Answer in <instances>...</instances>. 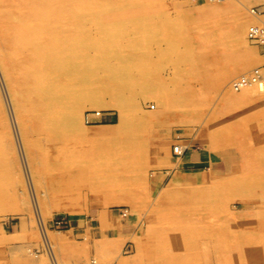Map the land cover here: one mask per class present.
Wrapping results in <instances>:
<instances>
[{
  "label": "rangeland",
  "instance_id": "rangeland-1",
  "mask_svg": "<svg viewBox=\"0 0 264 264\" xmlns=\"http://www.w3.org/2000/svg\"><path fill=\"white\" fill-rule=\"evenodd\" d=\"M59 1L54 27L77 63L63 81L46 74L50 110L0 37V264H89L76 226L96 208L131 217L150 264H264V90L234 86L264 70V35L248 37L264 26V0ZM194 148L209 164L182 162Z\"/></svg>",
  "mask_w": 264,
  "mask_h": 264
},
{
  "label": "bare ground",
  "instance_id": "bare-ground-1",
  "mask_svg": "<svg viewBox=\"0 0 264 264\" xmlns=\"http://www.w3.org/2000/svg\"><path fill=\"white\" fill-rule=\"evenodd\" d=\"M52 1L53 0H0V37H2L3 36V34L4 35H6L7 37H6V41H7V43H8V50H6V52H7V57H9L10 56V54H12L14 57L15 56H21V58L19 59L20 61H18V62H20L21 63V66H22V68H23V71H25V77H26V82H25V89L27 90V91H29V93H31V94H34L33 92H38V91H40L39 93H36V95H35V98H34V100L33 101H35V102H37L38 103V105L40 104V106H42V105H44L43 107H42V109L43 108H45V106H47V105H45L46 103H48V102H46L45 104H44V102H45V99H46V97H47V94H46V90H48L49 89V86L48 87H46L47 89L46 90H43V89H45L44 88V85H45V83L47 84L48 83V81L46 80V78H47V76H46V74L47 75H49L50 73H51V75H53V74H57V78H55L56 80L58 79H62V81H63V79L65 80L66 78L65 77H67L68 75V73L66 72L67 71V68L69 67L68 66V64H70L71 62H69L68 64H67V60L65 61V59L67 58L66 56V54H67V52H66V47L64 46V44H63V42H64V40H62V38H63V32H62V30L61 29H59L58 27L57 28H55L57 25H56V23H59L58 25H60V22H63V20H64V18H65V14H64V12H63V8L61 7L62 6V2L61 1H59L58 0V2H57V6H60V7H58V8H54V4H52ZM65 1V0H64ZM85 1H87V0H85ZM97 2H95V3H97L98 4V0H96ZM99 1H101V0H99ZM103 1V0H102ZM109 1V0H108ZM251 1H253L254 2V0H251ZM263 1V0H262ZM88 2V1H87ZM91 2V1H90ZM55 3V2H54ZM67 3V2H66ZM77 2H74V6H75V4H76ZM79 4L81 3V2H78ZM77 3V5H79ZM68 4V3H67ZM118 4V3H117ZM102 6V5H101ZM82 7V6H81ZM89 7H91V6H89ZM100 7V6H99ZM75 8H79L78 6L76 7L75 6ZM101 8V7H100ZM54 9V10H53ZM71 9V8H70ZM69 10V9H68ZM81 10V9H80ZM86 10V9H85ZM94 10V9H93ZM101 10H105V12H107L106 10H107V8H105L104 7V9H101ZM76 11H77V9H76ZM86 11H89V10H86ZM254 11V10H253ZM95 12V11H94ZM103 13V12H102ZM102 13H100V14H102ZM85 14V13H84ZM95 14V13H94ZM93 13H92V16L94 15ZM104 14V13H103ZM82 15V14H81ZM88 15V14H87ZM97 15V14H96ZM78 16H80V15H78ZM95 16V15H94ZM98 16V15H97ZM100 16V15H99ZM98 16V17H99ZM121 16V15H120ZM81 17V16H80ZM83 17V16H82ZM79 18V17H78ZM92 18V17H91ZM109 18H112V17H109ZM71 20V19H70ZM82 20V19H81ZM85 20H86V18H85ZM88 20V19H87ZM89 20H90V16H89ZM88 20V21H89ZM93 20H96V19H93ZM92 20V21H93ZM114 20V19H113ZM112 20V21H113ZM117 20V19H116ZM99 22H101L100 20H98ZM107 21V20H106ZM70 22V21H69ZM81 22V21H80ZM82 22H83V20H82ZM81 22V23H82ZM86 22V21H85ZM85 22H83V23H85ZM95 22V21H94ZM98 22V23H99ZM66 23V22H65ZM72 23V22H71ZM95 23H97V22H95ZM106 24H108L107 22H105ZM90 24V23H89ZM264 24V23H263ZM69 25V24H68ZM85 25V24H84ZM83 25V26H84ZM239 25V24H238ZM241 25H242V23H241ZM240 25V26H241ZM55 26V27H54ZM86 26H88V24H86ZM90 26H91V24H90ZM85 27V26H84ZM92 28H96L95 26H91ZM237 27V26H236ZM241 27H243V25L241 26ZM82 29V28H81ZM238 29V28H237ZM86 30H89V29H86ZM93 30V29H92ZM103 30V29H102ZM76 31V30H75ZM242 31V30H241ZM67 32V31H66ZM87 32V31H86ZM89 32V31H88ZM91 33V32H90ZM93 33V32H92ZM83 35V34H82ZM87 35H88V37H90V39H92V38H95L94 36H92L91 34H89V33H87ZM86 34H84V36H87ZM89 35H91V36H89ZM263 35H264V26L263 27H260L259 26V24L258 25H250V27H249V29H248V37L250 38V39H253V40H256V39H258V38H260V36L261 37H263ZM84 36H83V38H84ZM71 37V36H70ZM88 37H85V38H87L86 40H90V39H88ZM82 38V37H81ZM84 38V39H85ZM64 39V38H63ZM68 39V38H67ZM263 39V38H262ZM69 40H71V39H69ZM93 40V41H92ZM91 41L92 42H94V39H92ZM90 41V42H91ZM95 41H96V39H95ZM98 41V40H97ZM97 41H96V43H97ZM73 42L75 43V40H73ZM73 42H71V43H73ZM79 42V41H78ZM0 43H1V41H0ZM73 43V44H74ZM77 43V42H76ZM80 43V42H79ZM81 43H82V40H81ZM85 43H86V41H85ZM78 44V43H77ZM77 44L76 45H74L75 46V50H76V47H77ZM88 44H91V43H88ZM98 45H99V42H98ZM97 44H96V46L95 47H97L98 46ZM74 46H73V48L72 49H74ZM91 46V45H90ZM100 47V46H99ZM71 49V50H72ZM83 49H85L84 47H83ZM81 50V49H80ZM86 50V49H85ZM73 52V51H72ZM75 52V51H74ZM80 53V52H79ZM85 53V52H84ZM83 53V54H84ZM72 54V53H71ZM75 54V53H74ZM83 54L81 53L80 55H82L83 56ZM87 54V53H86ZM85 54V55H86ZM79 55V54H78ZM77 55V56H78ZM81 56V57H82ZM80 57V56H79ZM90 57V56H89ZM206 57V56H205ZM86 58H88V57H86ZM75 59V58H74ZM82 59H84L83 57H82ZM10 60V59H9ZM85 60V59H84ZM89 60V59H88ZM88 60H86V61H88ZM91 60H92V58H91ZM12 61V60H11ZM76 61V60H75ZM204 61H206V59L204 60ZM73 63H74V61H72ZM88 62H90V60L88 61ZM77 63V62H76ZM75 63V64H76ZM92 63V62H91ZM75 64L73 65H71L74 69H75ZM78 65V64H77ZM82 65H84V64H82ZM85 66V65H84ZM3 67V66H2ZM78 67H79V65H78ZM71 68V67H70ZM72 68V69H73ZM83 68V67H82ZM82 68H79V69H81L80 71H84V70H82ZM72 69H70V71H72ZM78 69V68H77ZM69 70V69H68ZM73 71H75V70H73ZM76 72H77V70H76ZM76 72H75V74H76ZM13 73H15V70H14V72ZM67 73V74H66ZM80 73V72H79ZM71 74H73V75H75L74 74V72L73 73H71ZM83 74H84V72H83ZM5 75V74H4ZM67 75V76H66ZM50 76V75H49ZM49 76H48V79H50V78H54V76H52V77H50L49 78ZM79 76V75H78ZM2 78H3V76H1ZM72 78H74V77H72ZM43 79L45 80V81H43ZM69 79V78H68ZM3 80V79H2ZM21 80V79H20ZM52 80V79H51ZM1 81V80H0ZM61 81V80H60ZM84 81V80H83ZM68 81H66V82H63V83H61L60 84V86H63L65 83H67ZM18 83V82H17ZM57 83H58V81H57ZM71 83V82H70ZM235 83H237V84H234V86H236L237 88H249V87H257L259 90H264V70H262V69H256L254 72H252V74H249V75H246V77H239L238 78V80L235 82ZM5 84V83H4ZM12 84V83H11ZM15 84V83H14ZM55 85H56V83H54ZM63 84V85H62ZM42 85V86H41ZM50 85V84H49ZM51 86H53V85H51ZM50 86V87H51ZM65 87L67 86H69L70 87V84H65L64 85ZM41 88V90L39 89V88ZM42 87H43V89H42ZM56 87V86H55ZM4 88V87H3ZM17 88V87H16ZM59 88V87H58ZM55 89V88H54ZM26 90H25V92H26ZM42 90H43V92H42ZM52 91H53V89H51ZM50 90V92H47V93H49L51 96V98H52V94H51V91ZM68 91V90H67ZM66 91V92H67ZM56 92V91H55ZM72 92H74V91H72ZM59 93V92H58ZM61 93V92H60ZM56 94V93H55ZM62 94V93H61ZM67 94V93H66ZM46 95V96H45ZM58 95H60V94H57V95H55L56 97L58 96ZM64 95V94H63ZM24 96V95H23ZM69 96H70V94H69ZM49 97V98H50ZM5 98H7V97H5ZM15 98V97H14ZM48 98V99H49ZM50 98V99H51ZM53 98H54V94H53ZM58 98V97H57ZM48 99H47V101H48ZM14 100V99H13ZM52 100V99H51ZM62 100V99H61ZM50 101V100H49ZM51 102V101H50ZM54 102V101H53ZM32 103V102H31ZM55 103V102H54ZM61 104V103H60ZM34 105V104H33ZM116 105V104H115ZM52 106H54V105H52ZM61 106H62V108H64L63 107V105L61 104ZM31 107V106H30ZM34 107H35V105H34ZM48 107V106H47ZM28 109V108H27ZM26 109V110H27ZM46 109H49V107L48 108H46ZM46 109H44V111H42V112H44L45 114H46ZM50 110V109H49ZM24 111V110H23ZM58 111V110H57ZM53 111H51V115L53 114L52 113ZM59 112V111H58ZM62 112V111H61ZM60 113V112H59ZM50 114V113H49ZM56 114V113H55ZM47 115V114H46ZM51 115H49V116H51ZM53 116V115H52ZM51 116V117H52ZM56 116V115H55ZM123 116V115H122ZM26 117V116H25ZM45 117H47V116H45ZM49 118V117H48ZM52 118H55V117H52ZM45 119V118H44ZM26 120V119H25ZM264 120V119H263ZM262 120V121H263ZM49 121V120H48ZM51 121V120H50ZM57 122V121H56ZM264 122V121H263ZM14 123H16L15 121H14ZM13 123V124H14ZM46 123V122H45ZM52 123V122H51ZM29 124V123H28ZM48 124V123H47ZM46 124V125H47ZM16 125V124H15ZM63 125V124H62ZM263 126V125H262ZM13 127H14V125H13ZM50 127V126H49ZM16 128V127H15ZM258 128H260V127H258ZM262 128V127H261ZM55 129V128H54ZM59 129H60V127H59ZM59 129H57L58 131H61V130H59ZM230 129V128H229ZM232 129V128H231ZM56 130V131H57ZM64 131L65 130H67V129H63ZM83 129H80L79 131H82ZM15 131H17V130H15ZM44 131V130H43ZM248 131V130H247ZM251 131V130H250ZM259 131V130H258ZM70 132V131H69ZM78 132V131H77ZM231 132V131H230ZM254 132V131H253ZM260 132V131H259ZM17 132H15V134H16ZM57 133V132H56ZM251 133V132H250ZM75 134V133H74ZM84 134V133H83ZM232 134V133H231ZM234 134H236V133H234ZM253 134V133H252ZM56 135V134H55ZM68 135V134H67ZM80 134H79V132H78V134L76 135L77 137L79 136ZM226 135H228L227 137L229 138V134H226ZM225 135V136H226ZM49 136V135H48ZM57 136V135H56ZM59 136H61L60 134H59ZM59 136H57V137H59ZM96 136V135H95ZM234 136V135H233ZM232 136V137H233ZM246 136V135H245ZM247 136H248V134H247ZM253 136V135H252ZM256 136V135H255ZM16 137H17V135H16ZM52 137V135H50L49 136V138H51ZM61 137H63V136H61ZM60 137V138H61ZM248 137H250V135L248 136ZM256 137H258V136H256ZM227 138V139H228ZM235 138V137H234ZM233 138V139H234ZM245 139H247V137H244ZM251 138V137H250ZM72 139V138H71ZM226 139V138H225ZM230 139V138H229ZM241 139V138H240ZM245 139H243V140H245ZM50 140V139H49ZM62 140V139H61ZM224 140V139H223ZM243 140H240V141H243ZM251 140V139H250ZM64 141V140H63ZM226 141V140H225ZM230 141V140H229ZM228 140H227V142H229ZM240 141H237L238 143L240 142ZM178 142V141H177ZM221 142V141H220ZM223 142V141H222ZM232 142H236V141H232ZM232 142H229V145H231L232 144ZM247 142H250V143H252V141H248V139H247ZM231 143V144H230ZM240 143H243V142H240ZM63 144V143H62ZM62 144H60L61 145V150L62 149H64L63 148V146L64 145H62ZM77 144H79V142H77V141H75L74 142V145L73 146H76ZM167 144V143H166ZM176 144V143H175ZM221 144V143H220ZM225 144V143H224ZM234 144V143H233ZM245 145H246V142L244 143ZM248 144V143H247ZM253 144V143H252ZM236 145V144H235ZM245 145H242V146H245ZM255 145V144H254ZM259 145V144H258ZM264 145V144H263ZM237 146H239V145H237ZM253 146V145H252ZM255 146H257V145H255ZM78 147H79V149H81L80 148V146L78 145ZM162 147V146H161ZM178 148V150L179 149H181V147H184V146H179V145H174V148ZM247 147H251V145H248ZM264 147V146H263ZM21 148V147H20ZM176 148V149H177ZM210 148V147H209ZM212 148V147H211ZM261 148V147H260ZM245 149H247L246 147L244 148V150ZM240 150H242V149H240ZM244 150H243V152H244ZM252 150V149H251ZM20 151V150H19ZM21 151H23V149H21ZM21 151H20V153H21ZM43 151V150H42ZM257 151V150H256ZM208 152V151H207ZM249 152H251L250 151V149H249ZM252 152H255L254 150H252ZM251 152V153H252ZM25 153V152H24ZM23 153V154H24ZM32 153H33V150H32ZM43 153H44V151H43ZM46 154H47V152H46ZM181 154H182V152H181ZM244 154V156H245V153H243ZM242 154V155H243ZM43 155V154H42ZM242 155H241V157H242ZM247 155H249V154H247ZM243 156V157H244ZM250 156H251V154H250ZM253 156V155H252ZM255 156V155H254ZM45 157V156H44ZM201 157V156H200ZM241 157H239V158H241ZM247 157V156H246ZM245 157V158H246ZM24 158H26V155H24ZM29 158V157H28ZM32 159H33V157H32ZM47 159V158H46ZM251 159H252V157H251ZM241 160H242V158H241ZM256 160V159H255ZM259 160V159H258ZM26 161V160H25ZM24 161V162H25ZM62 161V160H61ZM65 161V160H64ZM93 161H95V160H93ZM239 162H240V160H238ZM249 161H250V159H249ZM38 162V161H37ZM53 162H55V160L53 161ZM52 162V163H53ZM60 162V161H59ZM174 162V161H173ZM182 162H184V161H182ZM255 161H252V163H254ZM2 163V162H1ZM27 163V162H26ZM177 163V162H176ZM175 163V164H176ZM33 164H35V163H33ZM39 164V163H38ZM57 164V163H56ZM171 164H173V163H171ZM175 164H173V165H175ZM255 165H256V163H254ZM253 164V165H254ZM53 165V164H52ZM173 165H171V167L173 166ZM250 165H251V163H250ZM257 165H259V164H257ZM28 166V165H27ZM246 166V165H245ZM87 167H90V166H87ZM234 167V166H233ZM252 167V166H251ZM232 168V167H231ZM235 168V167H234ZM66 169V168H65ZM247 169V168H246ZM246 169H244V170H246ZM256 169V168H255ZM36 170H38V169H34V171H36ZM52 170V169H51ZM77 170V169H76ZM99 170V169H98ZM236 170H238V168L236 167ZM249 170H250V168H249ZM248 170V171H249ZM253 170V172H254V168L252 169ZM262 170V169H261ZM26 171H28V170H26ZM30 171V170H29ZM61 171V170H60ZM74 169H68V171H67V173H68V175L69 176H71L72 175V173H74ZM93 171V170H92ZM106 171H108L109 172V170H106ZM32 172V171H31ZM30 172V173H31ZM103 172V171H102ZM256 172V171H255ZM76 173H79V170H77L76 171ZM93 172H91V174H92ZM107 173V172H106ZM106 173L104 172L103 174H105V176H106ZM250 173V172H249ZM257 173V172H256ZM95 174V173H94ZM94 174H93V176H94ZM97 174V173H96ZM95 174V175H96ZM100 174V173H99ZM102 174V173H101ZM100 174V175H101ZM103 174H102V176H103ZM108 174V173H107ZM241 175L242 174H244V173H242V171H241V173H240ZM27 175V174H26ZM37 175H38V173H37ZM63 175H64V173H63ZM111 175V174H110ZM109 175V177H112L114 174H112V176H110ZM42 176V175H41ZM97 176V175H96ZM95 176V177H96ZM49 177H51V176H49ZM228 177H230L232 180H234L233 178L235 177V176H233V178H232V176H228ZM238 177H240V176H238ZM97 178V177H96ZM100 178V177H99ZM102 178V177H101ZM104 178V177H103ZM236 178V177H235ZM245 178V177H244ZM249 178H252L251 176L249 177ZM57 178L56 177H53V180H54V182H55V180H56ZM67 179H72V177H69V178H67ZM93 179V178H92ZM106 179V178H105ZM246 179H248V178H246ZM27 180V179H26ZM30 180V178H28V181ZM98 180V179H97ZM223 180H225V178H223ZM228 180V179H227ZM256 180H258V179H256ZM260 180V179H259ZM258 180V181H259ZM31 181V180H30ZM96 181V180H95ZM99 181H101V180H99ZM103 181H105V180H103ZM102 181V182H103ZM244 181V180H243ZM106 182V181H105ZM223 182V181H222ZM95 184V183H94ZM98 185H99V183H97ZM31 185V184H30ZM97 185V186H98ZM25 187H27V185H25ZM32 187V186H31ZM95 187H96V185H95ZM100 187V186H99ZM1 188V187H0ZM258 188V187H257ZM25 190V189H24ZM23 190V191H24ZM27 190V189H26ZM25 190V191H26ZM33 189H31L30 188V192L32 191ZM251 190V189H250ZM1 191V190H0ZM24 191V192H25ZM28 191H29V189H28ZM245 192V191H244ZM27 193V192H26ZM213 193V192H212ZM234 193V192H233ZM238 193V192H237ZM248 193V192H247ZM2 195H3V193H2ZM30 195H33V198H34V201H37L36 199H35V195H34V193L33 194H30ZM261 195V194H260ZM263 196H264V194H262ZM1 196V195H0ZM2 197V196H1ZM32 197V196H31ZM240 197V196H239ZM242 199V198H241ZM259 199V198H258ZM257 199V200H258ZM252 200H253V198H252ZM252 202V201H251ZM37 203V202H36ZM36 205V204H35ZM71 211H72V209H70ZM14 210H12V209H8V210H6V212L7 213H11V212H13ZM99 215V214H98ZM180 216V215H179ZM261 217V216H260ZM252 218V217H251ZM97 219H98V217H97ZM96 221V220H95ZM111 224V223H110ZM178 224V223H177ZM257 224H258V221H257ZM113 225V224H112ZM176 227L178 228V227H180V226H178V225H176ZM175 227V228H176ZM105 228V227H104ZM167 229V228H166ZM174 229V228H173ZM163 230V229H162ZM121 231V230H120ZM167 231H168V229H167ZM163 232H164V230H163ZM162 232V233H163ZM117 233V232H116ZM159 233V232H158ZM157 233V234H158ZM218 233V232H217ZM114 234V233H113ZM129 234V233H128ZM171 234V233H170ZM156 235V234H155ZM165 235H166V233H165ZM165 235H164V233H163V237H165ZM223 235V234H222ZM221 235V236H222ZM157 236V235H156ZM134 236H132V238H133ZM162 237V236H161ZM160 238V237H159ZM219 238V237H218ZM105 240H103V241H101L100 240V242L98 241V243L96 244V246H97V251L95 252V255L94 254H92V255H94V256H92L91 257V259H90V263L89 264H115L113 261V259H115V258H119V257H121V254H123L124 253V251H122V253H121V250L120 249H118V246H117V240H114L115 242H114V244H110V243H112L113 241L111 240L110 241V239H108L107 240V238H104ZM135 239H136V235H135ZM122 240V239H121ZM132 240V239H131ZM139 241L141 240V239H138ZM157 240V239H156ZM167 240H170V239H167ZM220 240V239H219ZM221 240H223V238L221 239ZM220 240V241H221ZM235 240V239H234ZM133 241H134V239H133ZM141 241H143V240H141ZM159 241V240H158ZM210 241V240H209ZM224 241V240H223ZM106 242V243H105ZM118 242H120V240L118 241ZM136 242V241H135ZM153 242H157V241H153ZM165 243H169L168 241L166 242L165 241ZM164 243V244H165ZM144 244V243H143ZM156 245L158 244V243H155ZM154 244V245H155ZM208 244V243H207ZM108 245H111V247H109L108 248ZM118 245H119V243H118ZM172 245V244H171ZM209 245V244H208ZM122 246V245H121ZM144 246V245H143ZM142 246V247H143ZM146 246V245H145ZM153 246V245H152ZM135 247V246H134ZM138 247V246H137ZM141 247V246H140ZM151 247V246H150ZM158 247H161V249H163V244L160 246H158ZM92 248V247H91ZM110 248H111V250H110ZM148 248V247H147ZM155 248V247H154ZM135 249V248H134ZM137 249V248H136ZM151 248H149V250H150ZM138 250V249H137ZM140 250V252L142 253V249H139ZM153 250V249H152ZM152 250H150V251H152ZM163 252H165V248L162 250ZM94 252V251H93ZM126 252V251H125ZM149 252V251H148ZM164 254V253H163ZM162 254V255H163ZM90 257V256H89ZM94 257V258H93ZM158 257V256H157ZM228 257V256H227ZM103 261V262H101V261ZM117 261V260H116ZM155 261V260H154ZM128 262V261H127ZM126 262V263H127ZM151 262V261H150ZM56 263V262H55ZM156 264V263H155ZM163 264H164V262H163Z\"/></svg>",
  "mask_w": 264,
  "mask_h": 264
},
{
  "label": "crops",
  "instance_id": "crops-1",
  "mask_svg": "<svg viewBox=\"0 0 264 264\" xmlns=\"http://www.w3.org/2000/svg\"><path fill=\"white\" fill-rule=\"evenodd\" d=\"M185 157L186 159L184 160V164L186 162H190L192 163V167L201 164H209V159L202 152L196 151L195 148L194 152H189V154H186ZM105 212L101 208H96L94 210V214H88L87 217H84V221H78V225L76 226V231H78L81 235L87 236L90 246L92 247L90 248L91 253L95 254L97 251L96 244L104 238H107V240H117V246L118 249L121 250V253L123 251V247L129 242H132V251L126 254H121V257L113 259V262L115 264H150L151 262H148L150 259H147L144 254L139 252L141 240L139 241L138 239H141V237L137 232L130 230L129 228L132 224L131 217H125L120 214H105ZM132 236L134 237L132 238ZM119 240L120 242H118Z\"/></svg>",
  "mask_w": 264,
  "mask_h": 264
},
{
  "label": "built area",
  "instance_id": "built-area-1",
  "mask_svg": "<svg viewBox=\"0 0 264 264\" xmlns=\"http://www.w3.org/2000/svg\"><path fill=\"white\" fill-rule=\"evenodd\" d=\"M177 148V147H176ZM176 148H174V152L176 153V154H181V152H182V148L181 149H179L178 150V148L176 149Z\"/></svg>",
  "mask_w": 264,
  "mask_h": 264
}]
</instances>
